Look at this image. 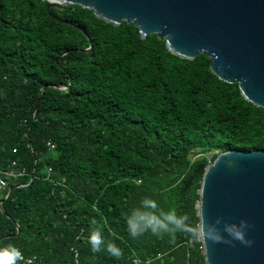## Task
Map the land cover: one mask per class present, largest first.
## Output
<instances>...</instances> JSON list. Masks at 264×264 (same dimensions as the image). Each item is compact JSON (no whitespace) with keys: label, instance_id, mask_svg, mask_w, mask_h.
<instances>
[{"label":"trees","instance_id":"obj_1","mask_svg":"<svg viewBox=\"0 0 264 264\" xmlns=\"http://www.w3.org/2000/svg\"><path fill=\"white\" fill-rule=\"evenodd\" d=\"M208 63L78 4L0 0V171L23 169L0 194V246L28 264H204L200 242L133 239L125 217L151 196L198 222L205 164L264 149V107ZM93 219L121 259L91 251Z\"/></svg>","mask_w":264,"mask_h":264},{"label":"water","instance_id":"obj_2","mask_svg":"<svg viewBox=\"0 0 264 264\" xmlns=\"http://www.w3.org/2000/svg\"><path fill=\"white\" fill-rule=\"evenodd\" d=\"M66 3L89 8L112 24L131 22L141 37L153 32L180 57L202 52L212 73L235 82L243 98L264 107V0H47V6ZM202 202L209 222L216 217L250 222L246 235L253 242H200L204 264H264V149L218 151L202 170L198 221Z\"/></svg>","mask_w":264,"mask_h":264},{"label":"clouds","instance_id":"obj_3","mask_svg":"<svg viewBox=\"0 0 264 264\" xmlns=\"http://www.w3.org/2000/svg\"><path fill=\"white\" fill-rule=\"evenodd\" d=\"M127 231L131 238L138 239L146 233H151L157 238L168 236L171 242L176 240L178 233L191 237L193 242H203L207 246L208 241L213 243H231L239 241L245 246H251L252 241L247 238V231L252 227L250 222L241 218L239 222H224L216 217L214 222H209L204 214L203 202L199 221L193 222L190 215L180 214L175 208L165 210L151 196L141 199L139 205L134 206L125 217ZM88 234V243L93 253L107 252L114 259H121L123 251L113 242H106L103 229L95 227L97 221L93 219ZM229 237L231 239H229ZM23 260L22 252L12 244L0 246V264H20ZM132 264H141L139 258Z\"/></svg>","mask_w":264,"mask_h":264},{"label":"built area","instance_id":"obj_4","mask_svg":"<svg viewBox=\"0 0 264 264\" xmlns=\"http://www.w3.org/2000/svg\"><path fill=\"white\" fill-rule=\"evenodd\" d=\"M50 147L52 146L51 143L48 141L46 142ZM12 164L14 161L11 162ZM50 167H47V170H49ZM23 172V169L15 170L13 168H10L5 171H0V193H2L3 189L7 185V178L9 177H16L17 175L21 174ZM33 256H23V260L20 262V264H28L32 261Z\"/></svg>","mask_w":264,"mask_h":264},{"label":"rangeland","instance_id":"obj_5","mask_svg":"<svg viewBox=\"0 0 264 264\" xmlns=\"http://www.w3.org/2000/svg\"><path fill=\"white\" fill-rule=\"evenodd\" d=\"M1 194V193H0Z\"/></svg>","mask_w":264,"mask_h":264}]
</instances>
